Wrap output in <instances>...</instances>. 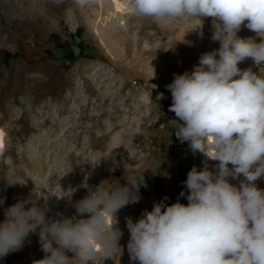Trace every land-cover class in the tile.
<instances>
[{
    "label": "rangeland",
    "instance_id": "1",
    "mask_svg": "<svg viewBox=\"0 0 264 264\" xmlns=\"http://www.w3.org/2000/svg\"><path fill=\"white\" fill-rule=\"evenodd\" d=\"M200 23L161 28L133 16L126 0H91L83 9L74 0L59 6L0 0V130L7 146V159L0 160V221L4 208L19 201L47 203L51 218L72 216L74 203L102 183L123 184L144 173L149 187L183 181L194 165L203 168V154L193 155L176 139L180 121L169 111L166 87L173 74L191 72L203 53L220 47L211 40L212 18L197 29ZM238 36L259 42L243 26ZM248 61L264 72L251 58L238 66ZM207 163L215 171L217 162ZM16 179L26 183L8 184ZM229 179L238 184L243 177ZM256 184L264 189V178ZM118 226L121 249L98 264H138L130 261L126 225ZM29 240L0 264L42 259L38 233Z\"/></svg>",
    "mask_w": 264,
    "mask_h": 264
},
{
    "label": "clouds",
    "instance_id": "2",
    "mask_svg": "<svg viewBox=\"0 0 264 264\" xmlns=\"http://www.w3.org/2000/svg\"><path fill=\"white\" fill-rule=\"evenodd\" d=\"M57 6L64 0H53ZM81 9L91 0H74ZM133 16L163 28L173 22L212 18L211 40L220 47L203 53L191 72L173 74L169 111L178 118L176 139L193 155L206 158L183 182L179 199L155 202L140 218L126 217L127 251L138 264H264V72L242 70L251 58L264 67V0H126ZM243 27L254 32L241 38ZM202 35V32H201ZM177 122V121H176ZM0 143V160L7 159ZM215 161V171L207 161ZM243 179H239L240 177ZM239 179L233 184L230 179ZM26 182L16 179L9 185ZM103 184V183H102ZM101 184V185H102ZM89 189L74 203L75 214L48 216L47 203L19 201L4 208L0 221V259L20 251L38 233L44 257L33 264H98L112 258L123 232L118 213L141 200L144 173L125 182ZM5 198L0 197V207ZM31 204L29 207L28 205ZM121 249V248H120ZM69 253L72 255L70 256Z\"/></svg>",
    "mask_w": 264,
    "mask_h": 264
},
{
    "label": "crops",
    "instance_id": "3",
    "mask_svg": "<svg viewBox=\"0 0 264 264\" xmlns=\"http://www.w3.org/2000/svg\"><path fill=\"white\" fill-rule=\"evenodd\" d=\"M209 164V163H208ZM203 169V168H201ZM176 180H165V182L153 181L149 187H146L140 191L141 200L139 203L130 204L123 208L126 217H131L134 221L139 219L144 210L151 211L155 202L161 201L164 197H168L166 203H175L178 199L181 203L187 204L186 195L180 196L181 191L186 192L184 181L180 179ZM122 213V212H121ZM121 214L118 216L120 224L124 227L126 225V218Z\"/></svg>",
    "mask_w": 264,
    "mask_h": 264
},
{
    "label": "bare ground",
    "instance_id": "4",
    "mask_svg": "<svg viewBox=\"0 0 264 264\" xmlns=\"http://www.w3.org/2000/svg\"><path fill=\"white\" fill-rule=\"evenodd\" d=\"M249 68H251L253 72L258 73L249 61H248V64L246 63V65H243L240 67V69H242V70H246ZM0 141H2L4 143V135H3V132L1 130H0Z\"/></svg>",
    "mask_w": 264,
    "mask_h": 264
},
{
    "label": "snow or ice",
    "instance_id": "5",
    "mask_svg": "<svg viewBox=\"0 0 264 264\" xmlns=\"http://www.w3.org/2000/svg\"><path fill=\"white\" fill-rule=\"evenodd\" d=\"M0 143H2V141H0Z\"/></svg>",
    "mask_w": 264,
    "mask_h": 264
}]
</instances>
